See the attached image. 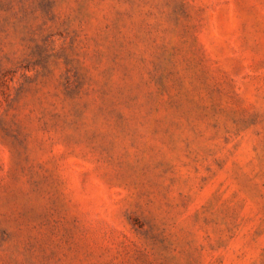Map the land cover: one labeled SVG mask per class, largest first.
<instances>
[{
	"label": "rangeland",
	"instance_id": "1",
	"mask_svg": "<svg viewBox=\"0 0 264 264\" xmlns=\"http://www.w3.org/2000/svg\"><path fill=\"white\" fill-rule=\"evenodd\" d=\"M0 264H264V0H0Z\"/></svg>",
	"mask_w": 264,
	"mask_h": 264
}]
</instances>
